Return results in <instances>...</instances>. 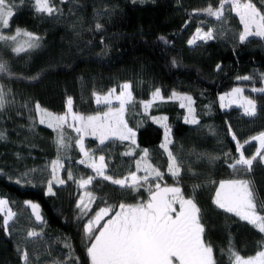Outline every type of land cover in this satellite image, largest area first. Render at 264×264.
Returning a JSON list of instances; mask_svg holds the SVG:
<instances>
[{"label":"trees","instance_id":"obj_1","mask_svg":"<svg viewBox=\"0 0 264 264\" xmlns=\"http://www.w3.org/2000/svg\"><path fill=\"white\" fill-rule=\"evenodd\" d=\"M253 2L264 11L261 0ZM52 3L60 11L48 15L37 12L33 0H15L10 18V29H24L39 36L40 47L21 54L12 47L2 50L0 45V62H5L9 70L0 73V86L9 101L0 111V131L6 136L0 140V198L8 200L11 210L17 213L7 231L2 226L4 214L0 213V264H25V251L28 264H54L68 256L66 242L71 244L79 264H90L84 237L87 220L99 208L137 203L146 200L148 193L143 189L134 193L96 178L89 186L96 197L89 217L78 218V178L92 176L93 170L87 166L88 161L79 163L85 157L77 139L83 136L84 150L93 160L105 157L107 173L114 178L136 172V161L141 160L146 149L147 162L165 173L162 183L174 185L176 181L167 173V152L160 147L165 142V125L171 141L168 148L182 165L179 183L185 196L193 194V185H201L195 199L217 264H231L227 251L230 244L243 257L255 255L264 234L218 209L213 198L220 180L237 178L251 180L257 196L264 200V163L254 162L251 173L234 172L224 156L231 153L228 163L238 156L229 126L241 142L264 131V93L251 91L264 87V39L251 37L241 42L242 25L233 13L226 12L228 19L221 22L196 11L209 4L216 8L218 0ZM97 23L102 25L100 30L96 29ZM209 25L214 26L213 39L188 43L197 28L209 30ZM243 76L250 79H237ZM125 82L131 83L133 96L125 110V120L136 132V143L109 139L100 144L97 137L78 134L65 125L68 146L58 152L57 132L39 123L35 104L62 115L71 97L76 113L95 115L105 112L106 107L96 104L93 93L118 90ZM237 87L255 100V116L245 115L241 107L221 106L220 95ZM156 89H160L163 99L153 100ZM173 92L192 97V115L198 123L185 122L186 117L191 118L188 109L172 99ZM145 103H150L147 110ZM258 146L256 141L246 144L245 155L254 154ZM129 151L133 155H124ZM213 157L220 159L213 161ZM58 158L63 167L56 175L65 183H54L55 194L49 195L52 161ZM25 172L27 177L22 176ZM69 172L73 179H68ZM17 179L20 184L15 182ZM25 201L40 206L43 224L35 220ZM33 230L40 236L28 237ZM69 264H76L75 259Z\"/></svg>","mask_w":264,"mask_h":264},{"label":"snow or ice","instance_id":"obj_2","mask_svg":"<svg viewBox=\"0 0 264 264\" xmlns=\"http://www.w3.org/2000/svg\"><path fill=\"white\" fill-rule=\"evenodd\" d=\"M66 0H61L65 3ZM264 4V0H261ZM36 11L53 15L60 11L52 3V0H35ZM15 0H0V29L8 28L10 18L13 16ZM203 12L209 17H214L217 21L225 22L228 16L226 12H234L240 23L243 25L239 39L245 42L250 37H259L264 39V11L253 0H218V6L213 8L209 4L206 8L196 10ZM102 25L97 23L96 29L100 30ZM21 35V30H16V35H4L0 32V41H16L17 36ZM28 40L24 44H18L13 51L16 53L25 52L28 49L40 47V37L30 32H24ZM214 38V30L203 31L201 28L196 29V35L188 41L190 45L195 44L197 40L207 41ZM160 39H164L161 37ZM175 63V61H173ZM217 65V69H219ZM8 67L5 62H0V73H7ZM238 80H249V76L237 77ZM132 85L124 83L121 85V91L115 95L119 101L118 108H112L111 98L116 89H110L106 94L101 95L94 92L97 105H109L108 111L97 113L95 115H82L73 112V100L67 99V111L62 115H57L41 107L37 102L35 111L39 115V123L46 124L57 132L56 145L57 151L67 147L65 140L64 127L74 128L76 133H84L95 136L99 139L100 144H104L109 139H118L120 141L131 140L135 144V132L128 127L124 120L126 105L133 102L131 91ZM244 91L242 88H234L228 96H239ZM251 91L264 93V87L252 88ZM7 93L0 86V111L5 109L9 101L6 99ZM153 100L163 99L160 89L153 92ZM173 97L188 101L187 105L181 104V107H187L189 117L185 118L186 123H198L192 115V97H178L173 92ZM221 101L225 96L220 97ZM235 102V101H231ZM225 105L222 104V107ZM244 113L248 116L256 115V102L253 99L244 98ZM145 110L150 107V103L144 104ZM71 121L75 123H69ZM166 120L167 117L160 118ZM78 123L79 126H75ZM165 142L160 145L167 152L168 168L167 173L176 181L174 185L162 183L165 173L159 168L154 167L147 162L148 151L144 150L141 160L136 161V172H132L130 177L114 178L106 174L107 164L105 157L100 156L98 162L93 160L92 156L84 150L83 136L77 139L81 152L84 153L85 159L79 163L90 167L95 176H88L86 179L81 178L79 187L87 188L96 178H102L104 181H110L118 185L121 189H128L131 192L139 193L141 189L148 193L147 199H140L137 203H124L119 205H107L99 208L94 216L88 219L84 225V237L86 243V253L89 257L90 264H217L214 256L213 246L205 238V225L202 223V210L195 199V192L201 185H193V194L185 196L180 179L182 165L178 162L177 157L169 150L168 145L171 141L168 139V129L165 125ZM231 139L235 141L236 153L238 156L232 157V162H227V157L231 153H225V162L234 172L251 173L254 162L264 163V131L258 135L241 142L229 126ZM6 139L5 133L0 131V140ZM252 141L258 142L256 151L251 156L245 155V145ZM124 155L131 156L133 152H125ZM199 158V157H198ZM220 159L213 157L212 160ZM143 161V163L141 162ZM63 165L59 158L52 161V178L47 182V192L54 195L53 184H64L65 180L59 178L56 173ZM34 171V170H32ZM143 172L144 175H137V172ZM188 171H191L189 168ZM28 173H22L27 177ZM196 175V173H192ZM68 179H73L71 172L68 173ZM21 183L20 179L15 181ZM31 183L30 181H26ZM211 183H215L212 181ZM96 197L91 191H86L77 202V209L80 211L78 218H83L92 210L90 205ZM25 206L31 209L32 215L37 222L44 223L40 214V206L31 201H25ZM213 204L223 212L238 217L241 221L255 228L259 233L264 234V200H261L257 194L253 182L249 179H230L219 182L215 190ZM0 213H4L3 227L7 231L17 213L9 207L6 199H0ZM107 217V219H105ZM103 221V223H101ZM27 236L30 238L39 237L37 231H29ZM69 249L68 256L63 261H55L54 264H69V261L75 259L79 264V258L75 257L70 243H65ZM259 250L255 255L249 257L241 256L230 244L228 248V257L231 264H264V238L258 244ZM19 251V249H18ZM25 264H28V253H22Z\"/></svg>","mask_w":264,"mask_h":264},{"label":"rangeland","instance_id":"obj_3","mask_svg":"<svg viewBox=\"0 0 264 264\" xmlns=\"http://www.w3.org/2000/svg\"><path fill=\"white\" fill-rule=\"evenodd\" d=\"M34 2H35V0H33ZM234 15H236L234 12H232ZM237 16V15H236ZM238 17V16H237ZM239 18V17H238ZM9 25H10V21H9ZM242 25V24H241ZM214 28V26H211V25H209V29H213ZM16 30L17 29H10V26L8 27V28H6V29H0V32H2V34H4V35H16ZM21 30V35H19V36H17V40L16 41H0V45H1V47H2V50H3V48L5 49V50H10L11 49V47L12 48H15L16 46H18V44H24V42L25 41H27L28 40V37H26V36H24L23 35V33L24 32H29V31H26V30H24V29H20ZM203 31H208V30H206V29H202ZM242 31H243V25H242ZM241 31V32H242ZM33 34V33H32ZM33 35H35V34H33ZM35 36H37V35H35ZM251 38V37H250ZM197 42V41H196ZM4 44H7V45H4ZM9 45V46H8ZM40 45H41V40H40ZM12 50V49H11ZM31 50H33V49H28V50H26L25 52H21V54H25V53H28L29 51H31ZM125 83H130V82H125ZM131 84V83H130ZM243 89V88H242ZM120 91H121V88L120 89H118V90H116V92L113 94V97L111 98V105H110V107H112V108H118L119 107V101H117L116 99H115V95H118L119 93H120ZM232 92V91H231ZM231 92H229V93H231ZM177 93V96L178 97H182V96H188V95H185V94H182V93H179V92H176ZM229 93H226V94H221L220 95V97L221 96H225V100L224 101H221L220 100V103H221V106H222V104L223 105H225L224 106V108L225 107H230V106H236V107H241V108H244V107H242L241 105L243 104V99L244 98H248V99H252L245 91H243L241 94H239V96L237 97V96H228L227 94H229ZM101 95H104V94H101ZM219 97V98H220ZM172 99H174V100H178L181 104L182 103H184L185 105H187V103H188V101H186V100H181V99H179V98H177V97H173L172 96ZM193 101V100H192ZM231 101H235V102H231ZM100 105H104L105 107H106V111H108V108H109V105H106V104H100ZM66 106H67V102H66ZM126 108H127V105H126ZM187 108V107H186ZM192 108H193V110H194V107H193V103H192ZM188 109V108H187ZM67 111V110H66ZM73 112H75L74 110H73ZM189 113V112H188ZM64 114V113H63ZM124 120H125V112H124ZM126 121V120H125ZM69 123H75V122H73V121H71V118L69 117ZM128 125V124H127ZM75 126H79V124L78 123H76L75 124ZM129 127V126H128ZM130 128V127H129ZM134 131V130H133ZM135 132V131H134ZM81 134H83V133H81ZM135 138H136V132H135ZM99 159V158H98ZM98 159H97V162H98ZM106 174H108L107 173V168H106ZM92 176H95V173H94V171H93V175ZM126 177H130V175L129 176H126ZM73 178H74V176H73ZM230 179H237V178H228V179H222V180H220V181H223V180H230ZM78 181H80V179L78 178ZM219 181V182H220ZM218 185H219V183H218ZM90 186V185H89ZM89 186H87V188H81L80 187V197L82 196V195H84V193L86 192V191H90V189H89ZM218 187V186H217ZM94 195V194H93ZM80 197H79V199H80ZM0 199H5V198H0ZM34 203V202H33ZM37 204V203H36ZM92 206H93V203L90 205V208L92 209ZM90 213V212H89ZM89 213H88V215H89ZM4 214V213H3ZM88 215H86V216H84V217H87V219H88ZM107 218V217H106ZM105 218V219H106ZM88 221V220H87ZM87 223V222H86Z\"/></svg>","mask_w":264,"mask_h":264},{"label":"flooded vegetation","instance_id":"obj_4","mask_svg":"<svg viewBox=\"0 0 264 264\" xmlns=\"http://www.w3.org/2000/svg\"><path fill=\"white\" fill-rule=\"evenodd\" d=\"M106 219H107V218H106ZM101 223H103V221H102Z\"/></svg>","mask_w":264,"mask_h":264}]
</instances>
